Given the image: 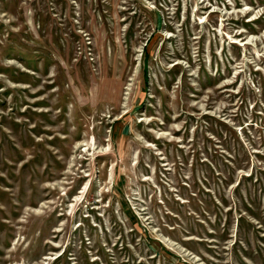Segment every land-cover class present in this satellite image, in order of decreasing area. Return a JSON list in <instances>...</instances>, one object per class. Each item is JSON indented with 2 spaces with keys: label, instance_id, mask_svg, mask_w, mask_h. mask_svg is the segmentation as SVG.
Instances as JSON below:
<instances>
[{
  "label": "rangeland",
  "instance_id": "374dc122",
  "mask_svg": "<svg viewBox=\"0 0 264 264\" xmlns=\"http://www.w3.org/2000/svg\"><path fill=\"white\" fill-rule=\"evenodd\" d=\"M0 264H264V0H0Z\"/></svg>",
  "mask_w": 264,
  "mask_h": 264
}]
</instances>
